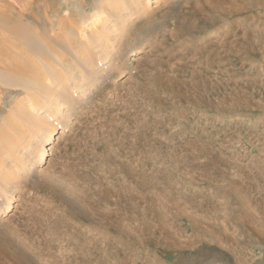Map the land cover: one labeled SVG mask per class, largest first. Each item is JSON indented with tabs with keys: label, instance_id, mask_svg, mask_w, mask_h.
<instances>
[{
	"label": "rangeland",
	"instance_id": "rangeland-1",
	"mask_svg": "<svg viewBox=\"0 0 264 264\" xmlns=\"http://www.w3.org/2000/svg\"><path fill=\"white\" fill-rule=\"evenodd\" d=\"M0 264H264V0H0Z\"/></svg>",
	"mask_w": 264,
	"mask_h": 264
},
{
	"label": "bare ground",
	"instance_id": "bare-ground-1",
	"mask_svg": "<svg viewBox=\"0 0 264 264\" xmlns=\"http://www.w3.org/2000/svg\"><path fill=\"white\" fill-rule=\"evenodd\" d=\"M5 20H7L6 18H4ZM8 21V20H7ZM61 22V21H60ZM7 29L10 30L11 32L15 33V35H21L23 33L20 32L19 28L15 25V24H9L7 25ZM39 50V49H38ZM34 51V50H33ZM26 76V75H25ZM27 78V77H26ZM10 98V97H9Z\"/></svg>",
	"mask_w": 264,
	"mask_h": 264
}]
</instances>
